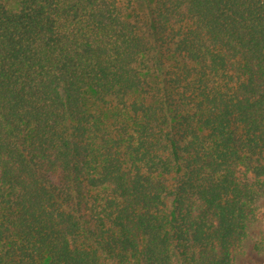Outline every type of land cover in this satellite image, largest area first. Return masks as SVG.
I'll return each instance as SVG.
<instances>
[{"label": "trees", "instance_id": "1", "mask_svg": "<svg viewBox=\"0 0 264 264\" xmlns=\"http://www.w3.org/2000/svg\"><path fill=\"white\" fill-rule=\"evenodd\" d=\"M0 0V264H234L264 190V0Z\"/></svg>", "mask_w": 264, "mask_h": 264}, {"label": "rangeland", "instance_id": "2", "mask_svg": "<svg viewBox=\"0 0 264 264\" xmlns=\"http://www.w3.org/2000/svg\"><path fill=\"white\" fill-rule=\"evenodd\" d=\"M16 1L11 0L8 5L16 8ZM132 2L139 13L148 11L147 0ZM233 259L234 264H264V190L256 201L255 215L247 224L244 239L233 251Z\"/></svg>", "mask_w": 264, "mask_h": 264}]
</instances>
